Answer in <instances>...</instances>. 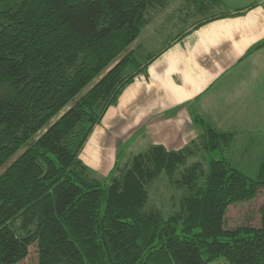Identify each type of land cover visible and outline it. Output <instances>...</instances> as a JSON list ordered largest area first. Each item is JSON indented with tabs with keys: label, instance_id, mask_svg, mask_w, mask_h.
I'll return each mask as SVG.
<instances>
[{
	"label": "trees",
	"instance_id": "obj_1",
	"mask_svg": "<svg viewBox=\"0 0 264 264\" xmlns=\"http://www.w3.org/2000/svg\"><path fill=\"white\" fill-rule=\"evenodd\" d=\"M171 3L0 0V264H20L33 245L38 264H264V205L261 227L225 225L229 206L264 190V162L252 178L212 157L236 132L198 117L196 140L118 159L107 183L81 158L137 74L125 70L152 59L139 62L133 46ZM221 4L190 0L184 10ZM164 177L182 192L169 215L151 203Z\"/></svg>",
	"mask_w": 264,
	"mask_h": 264
},
{
	"label": "crops",
	"instance_id": "obj_2",
	"mask_svg": "<svg viewBox=\"0 0 264 264\" xmlns=\"http://www.w3.org/2000/svg\"><path fill=\"white\" fill-rule=\"evenodd\" d=\"M221 1L209 13L190 15L184 10L190 0H172L164 14L168 12L169 19L178 13V23L186 27L173 33L161 50L147 54L152 59L124 89L118 104L107 110L96 135L106 133L125 145L136 140L143 144L141 150L156 144L178 150L204 133L198 129L197 118L206 120L200 110L210 116L206 121L213 127L237 133V128L223 126L233 121L248 124L260 116L264 46L254 47L264 41V0ZM212 14L218 17L203 19ZM154 20L148 25L154 32L167 21ZM95 154L90 158L94 168L105 160V152ZM107 161L109 170L114 161Z\"/></svg>",
	"mask_w": 264,
	"mask_h": 264
},
{
	"label": "rangeland",
	"instance_id": "obj_3",
	"mask_svg": "<svg viewBox=\"0 0 264 264\" xmlns=\"http://www.w3.org/2000/svg\"><path fill=\"white\" fill-rule=\"evenodd\" d=\"M225 3L230 4L229 0H225ZM170 12H173V9L170 8ZM183 12V10H181ZM168 13V12H167ZM164 11L155 17L156 22L165 21L168 19ZM166 23H164L161 28L157 29V31H151L150 27H146L140 37L138 38L139 42L134 44V48L139 49V46H142L141 53L143 54L141 61L145 63L148 60L147 54H151L152 52L156 53L161 50L169 41L170 36L175 32H181L186 27L182 23H178L177 20L178 13H174ZM154 20V21H155ZM175 25V26H174ZM148 32H151L148 36ZM141 68V69H140ZM143 67H139L138 69L133 65H130L128 69L125 70L126 74H135L140 72ZM264 95V91L262 92ZM262 113L259 117H253L248 124L243 122H236L237 124L230 122L229 125H224L225 128H237L238 133L234 139L230 142L229 145L224 147L222 151H216L213 153L214 158H221L223 156L227 157L232 165L245 172L248 176L252 178L258 177L260 174V169L262 168V164L264 162V106L260 108ZM219 108H217V111ZM203 117L207 119L210 118L209 115L204 114L201 110L199 112ZM206 115V116H204ZM232 121V120H231ZM236 121V120H235ZM199 131L203 129V127L198 128ZM98 128L94 129L93 134L89 138L88 143L84 147L81 158L82 160L89 165L93 171H95V175L102 182H109L108 174L111 171L110 168H113L116 161L118 159L125 163L129 157L133 154H137L143 150L138 148L143 144H138L136 140H133L128 145H125V141L114 140V137L111 135H107L106 133H102L104 135H96V131ZM95 137V139H94ZM113 142V144H112ZM91 145V146H89ZM89 146V147H88ZM118 149V151H117ZM105 152L104 157L105 160L101 159L97 161L96 168L92 167L95 165L91 161L90 158H94L97 156L95 153ZM100 156L103 154H99ZM207 160L210 159L208 155H206ZM108 159H113L114 164L108 170ZM182 195L181 190H176L175 187L171 185L167 178H162L156 181V183L151 188V203L161 208L166 215L172 214L179 210V197ZM264 205V190H261L256 199L246 202L237 203L229 206L225 225L227 228H237L241 226H252V227H261V213L260 208ZM20 264H38V254L37 248L33 245L30 248L29 256ZM210 264H229L225 258H219L215 261H212Z\"/></svg>",
	"mask_w": 264,
	"mask_h": 264
}]
</instances>
